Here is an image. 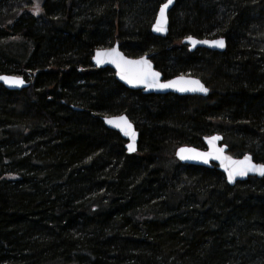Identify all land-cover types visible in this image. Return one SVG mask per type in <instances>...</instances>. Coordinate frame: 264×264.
<instances>
[{
  "label": "trees",
  "instance_id": "1",
  "mask_svg": "<svg viewBox=\"0 0 264 264\" xmlns=\"http://www.w3.org/2000/svg\"><path fill=\"white\" fill-rule=\"evenodd\" d=\"M0 0V264H264V178L227 184L175 150L220 134L264 164V0ZM39 5V14L25 11ZM225 38L224 52L182 40ZM148 55L165 80L199 78L206 97L130 90L94 52ZM126 115L134 155L102 118Z\"/></svg>",
  "mask_w": 264,
  "mask_h": 264
},
{
  "label": "water",
  "instance_id": "2",
  "mask_svg": "<svg viewBox=\"0 0 264 264\" xmlns=\"http://www.w3.org/2000/svg\"><path fill=\"white\" fill-rule=\"evenodd\" d=\"M166 2H167V0L164 1L163 3H166ZM162 4L160 5V7L162 6ZM175 4H176V0H173V3L166 10V17H167L166 22H162V24H161V27H163V29H164L163 31H156L155 30V28L157 26V20L159 18V10H160V7H159L157 16H156L154 23L152 25V28H151L152 35H154L156 37H160V38H166L169 35V26H170L169 15H170V12L173 10V7L175 6ZM189 37H191L193 40H196V41H209V42L222 39L224 41V47L223 48L215 47V46H212L211 43H209V44L196 43L195 45H193L189 41V39H188ZM189 37H186L182 40V45L186 46L190 53H194L198 49H206V50H210V51L224 52L227 48V42H226L225 38L220 37V38H214V39H198V38H195L192 36H189ZM112 49H115L126 60L136 61V60H140L141 58H144L151 63L152 71H154V72H159V71L155 69V65L148 55H145V56H142L139 58L127 57L121 51L119 44H115L112 48L96 50L94 52V55L92 58V64L94 65V67L97 69H105V68L111 69L115 74V79L130 90H137V91L139 90V91H142L146 95L173 94V95H177V96L206 97L210 93V89L207 88V86L197 77H194L191 75H179V76L173 77L171 79L165 80L163 75L160 72H159L160 73V77H159L160 83H168L169 81L178 80V78L184 77L185 81L198 80L205 88H207V93L200 92V91H196V92L184 91V92H181V91L176 90L175 87L166 88V89H158V88H146L143 84L133 86V85L127 83L125 80H122L120 78V69H118L115 64L107 62L108 58L101 57V59H103L105 62L100 63V64L97 63V52L104 53V52H108ZM0 76H6V77H10V78L16 77V78H19L23 81L22 85H12V84L6 83L4 80H0V85H2L5 89H7L9 91H21V90L29 87L28 82L22 76L7 75V74H0ZM121 116L126 117L128 123L131 124V126H132L131 131L135 133V140L134 141H133L131 135H124V133L119 128L115 127L113 124H109L106 121V118L112 119V118H117V117H121ZM102 121H103V123L107 129L117 132L121 136V138L123 140H125V143H126L125 144V150H126V153L128 155H134L138 152L140 133L136 129V126L134 125V123L131 122V120L126 115L106 116V117L102 118ZM214 137L217 139H212ZM203 142L205 145L204 150H201V149H198V148L192 147V146H182V147L177 148L175 150V154H174L175 158L183 165H193V166H200V167H205V168H213V166H216L218 171L224 175L227 184H229L230 186H235L237 184V182H244V181L248 180L250 177H255L258 179L264 178V176H261L255 172H249L246 176H238L237 175L234 177V179L232 181H230L228 178V171H226V169L236 168L237 165L233 164L234 161H243L245 159V157H250L252 163L258 164V165L261 163H256L254 161L253 156L250 154H246V155L239 157V158L231 156L229 154V148L224 143V138L220 134H214L211 136L204 137ZM130 144H132L134 146V149H135L134 151L129 150ZM181 149H186L189 151H185L184 153H181L180 152ZM220 150H222V151H220ZM197 154H208L206 157L207 163L204 162V157L198 156ZM181 155H184L186 157H196V158L181 159L180 158ZM217 156H219L220 158L217 159L216 158ZM228 158H230V159H228Z\"/></svg>",
  "mask_w": 264,
  "mask_h": 264
},
{
  "label": "snow or ice",
  "instance_id": "3",
  "mask_svg": "<svg viewBox=\"0 0 264 264\" xmlns=\"http://www.w3.org/2000/svg\"><path fill=\"white\" fill-rule=\"evenodd\" d=\"M173 3V0H167L166 3H163L159 10V18L157 20V26L155 28L156 31H163V27H161L162 22H166V10L170 7V5ZM37 12L36 14H39V5H36ZM189 41L195 45L196 43H205L209 44L211 43L212 46L215 47H224V41L216 40V41H196L193 40L191 37L188 38ZM101 57H106L107 62L113 63L116 65L118 69H120V78L122 80H125L127 83L137 86L140 84H143L146 88H158V89H166V88H173L175 87L176 90L184 92V91H200L207 93V88H205L198 80H190L185 81L184 77L178 78V80L169 81L168 83H160L159 72L152 71V66L149 61H147L144 58H141L140 60L132 61V60H126L122 55H120L115 49H112L108 52H97V63H103L105 62ZM0 80H4L6 83L12 84V85H22L23 81L16 77H6V76H0ZM106 121L109 124H113L115 127L119 128L124 135H131L133 141L135 140V133L131 131V124L128 123L126 117H117L108 119L106 118ZM217 139V138H212ZM129 150L134 151V146L132 144L129 145ZM185 151H189L186 149H181L180 152L184 153ZM222 151V150H220ZM198 156L204 157V162L207 163V155L208 154H197ZM181 159H188V158H196V157H186L184 155H181ZM217 159L220 157L217 156ZM230 159V158H228ZM233 164L237 165L236 168L232 169H226L228 171V178L230 181L234 179L235 176H246L249 172H255L261 176H264V164H254L251 161L250 157H245L243 161H234Z\"/></svg>",
  "mask_w": 264,
  "mask_h": 264
},
{
  "label": "rangeland",
  "instance_id": "4",
  "mask_svg": "<svg viewBox=\"0 0 264 264\" xmlns=\"http://www.w3.org/2000/svg\"><path fill=\"white\" fill-rule=\"evenodd\" d=\"M36 5H38V4H35V5L25 4L24 9H25V11H27V12L36 13V12H37ZM175 159H176V158H175Z\"/></svg>",
  "mask_w": 264,
  "mask_h": 264
},
{
  "label": "flooded vegetation",
  "instance_id": "5",
  "mask_svg": "<svg viewBox=\"0 0 264 264\" xmlns=\"http://www.w3.org/2000/svg\"><path fill=\"white\" fill-rule=\"evenodd\" d=\"M204 150V149H203ZM183 165V164H182Z\"/></svg>",
  "mask_w": 264,
  "mask_h": 264
}]
</instances>
